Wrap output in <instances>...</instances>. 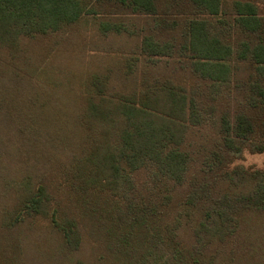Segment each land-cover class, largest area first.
<instances>
[{
	"label": "trees",
	"instance_id": "trees-1",
	"mask_svg": "<svg viewBox=\"0 0 264 264\" xmlns=\"http://www.w3.org/2000/svg\"><path fill=\"white\" fill-rule=\"evenodd\" d=\"M99 2L131 14H159L158 0H0V49L21 47L17 60L9 56L14 74L22 71L25 80L41 87L24 94L15 78L0 72V112L19 127L14 140L21 142V151L48 164L62 179L53 194L42 177L46 173L38 183L31 171L21 182L5 178L4 191H16L18 210L2 204V224L8 227L41 215L61 238V256L68 260L81 248L85 231L104 242L118 264H205L202 259L215 253L214 246L239 235L245 210L264 212V170L223 172L245 147L264 151V17L251 2L234 3L235 28L247 34L239 48L223 27L214 33L206 18L184 23L158 18L166 29L186 24L187 31L175 51L172 40L161 43L145 35L143 60L155 63V57L178 52L192 60L195 77L207 88L200 82L187 87L168 79L136 78L129 87L116 71L121 50L114 54L102 47V52L87 53L97 62L116 61L100 68L87 55L74 54L72 42L66 41L64 62L56 65L61 49L31 42L72 24L91 22L99 38L128 29L124 23L104 21L95 8ZM191 2L198 13H223L222 0ZM215 22L227 23L223 17ZM235 50L236 61H251L253 69L240 84L232 74ZM131 60L124 63L129 77L139 59ZM39 76L51 77L49 83L58 92L40 83ZM231 89L245 91L241 111L234 114L218 104ZM202 128L212 134L202 133ZM198 133L201 140L194 138ZM6 166L0 162L1 168ZM218 178L227 182L223 191L216 189ZM238 181L252 186L243 192L232 189ZM186 230L191 241L185 240Z\"/></svg>",
	"mask_w": 264,
	"mask_h": 264
},
{
	"label": "rangeland",
	"instance_id": "rangeland-1",
	"mask_svg": "<svg viewBox=\"0 0 264 264\" xmlns=\"http://www.w3.org/2000/svg\"><path fill=\"white\" fill-rule=\"evenodd\" d=\"M236 1L251 2L256 6V10L259 16L264 17V0H222V14L211 15L205 13H198L190 4L191 0H158L159 14L157 15H144V14H131L128 9L114 5L113 3H97L95 8L101 13V18L104 21L124 23L128 29L123 32L108 33L106 38L100 37L99 34L94 33L95 25L92 27L91 22L88 25H69L63 31H58L51 36H38L31 40L35 43V46L51 47L50 50H59L61 52L55 58L54 63L61 64L64 62V52L68 47L63 49L64 42H72L78 56L92 60L94 64L97 62L94 58L89 56L90 51L103 49L118 50L121 53L118 55V79L125 80L129 87L134 84V79H138L140 82L143 80L156 81V80H171L179 85H191L200 82L194 75L192 60L181 57V54L174 52V55H162L155 57L156 62H146L143 60L145 55L141 54V44L145 35H153L163 43L169 40L174 42V51L177 50L179 44L182 43L183 35L187 31L186 24H180L179 27L172 29H166L159 24L158 18L178 19L179 22L184 23L185 20L196 18H206L212 23L213 32L218 33L223 27L226 36L230 33V40H233L237 48L240 47L242 41L247 39L245 32L236 30L234 25L235 7ZM171 4V5H170ZM177 4V5H176ZM218 17H223L226 22H219L215 24ZM92 21V20H91ZM185 29V30H184ZM184 31V32H183ZM183 34V35H182ZM101 39V40H100ZM80 42V43H79ZM27 47V44L25 45ZM56 50V51H57ZM232 62V74L235 81L240 84L249 79L251 72L253 71L250 64L251 61H236ZM17 52H21V47H13L9 49H0V72H4L11 78L19 83L23 87L24 94L32 90V88H41L37 85V82L32 83L28 79L23 78V72L21 71L17 77L14 74L12 64L9 62L14 59L17 60L19 55ZM53 52V51H51ZM115 54V53H114ZM12 56V59L9 58ZM15 56V57H14ZM174 56V57H173ZM14 57V58H13ZM132 58H138L137 68L133 70V77L126 76L124 74L126 68L124 66L125 61L130 62ZM104 61L97 63L100 68L109 67L111 63L116 61H109L103 58ZM87 61V59H85ZM237 62V64H236ZM91 64V66L93 65ZM144 77V78H142ZM38 81L42 84L49 85L51 90L57 91L59 88L50 85L51 77H38ZM118 80V85H119ZM200 84L207 88L205 82ZM124 87L120 83V87ZM121 91V90H120ZM109 92H117L116 90ZM226 93V92H225ZM223 93L219 97L218 104L220 109L227 110L231 114L241 111L242 102L244 99L245 91L230 90L228 94ZM4 112H0V157H3V161H0L7 165L4 168L0 167V209L2 204L10 206L18 210V196L16 191L12 188H5V178H17V181L21 182L27 177V171H31V178L38 183V177L42 173L45 180L50 184L53 189V194H56L55 187L57 182L61 181V177H56L48 164L41 161H35L29 158L26 152L21 151V142L14 140L19 137V127L8 123ZM204 134H212L211 130L202 128L200 130ZM199 136V137H198ZM195 139L201 140L198 134H195ZM64 156V155H63ZM236 168H242L245 171L251 173L257 170H264V151L253 152L247 147L242 151L241 155L233 157L227 165L223 168L225 170H232ZM218 178V184L216 189L225 190L227 182L220 181ZM252 186V183L238 181L232 189L239 190L241 192L248 190ZM60 196H64L63 191H59ZM54 200L51 201L53 206ZM1 211V210H0ZM246 221L240 225L239 235L234 237L228 244L221 246L216 245L211 249L215 253H207L203 257L205 264H264V212L261 211H246L244 212ZM83 242L81 248L75 252V256L72 260L62 258L60 248V237L51 228L48 221L38 215L34 219H26L25 222L19 224L9 225L8 227L2 224V214L0 213V258L9 260V264H79V260L85 262V264H118L119 259L114 260L112 250H110L104 242L98 240L96 235H86L85 231H82ZM186 242L191 241V233L189 230L184 232ZM101 241L103 245L99 242ZM104 241V240H103ZM1 261V260H0ZM2 262V261H1Z\"/></svg>",
	"mask_w": 264,
	"mask_h": 264
}]
</instances>
